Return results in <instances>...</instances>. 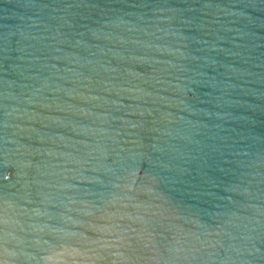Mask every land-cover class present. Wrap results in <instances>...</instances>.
<instances>
[{"label": "water", "instance_id": "water-1", "mask_svg": "<svg viewBox=\"0 0 264 264\" xmlns=\"http://www.w3.org/2000/svg\"><path fill=\"white\" fill-rule=\"evenodd\" d=\"M0 264H264V0H0Z\"/></svg>", "mask_w": 264, "mask_h": 264}]
</instances>
